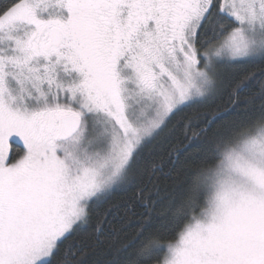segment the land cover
<instances>
[{
  "label": "snow or ice",
  "instance_id": "obj_1",
  "mask_svg": "<svg viewBox=\"0 0 264 264\" xmlns=\"http://www.w3.org/2000/svg\"><path fill=\"white\" fill-rule=\"evenodd\" d=\"M258 62L264 0H6L0 264H84L100 249L95 264H264ZM225 91L228 111L183 114ZM177 129L167 160L153 158ZM130 188L134 202L94 219ZM131 216L114 244L112 221Z\"/></svg>",
  "mask_w": 264,
  "mask_h": 264
},
{
  "label": "trees",
  "instance_id": "obj_2",
  "mask_svg": "<svg viewBox=\"0 0 264 264\" xmlns=\"http://www.w3.org/2000/svg\"><path fill=\"white\" fill-rule=\"evenodd\" d=\"M6 0H0V5L4 4ZM260 68H264V63H257L250 70L257 71ZM259 79V78H258ZM258 83L254 82L250 88L241 94V99H244L247 96L252 95L253 93L258 92ZM235 99V97H233ZM255 103L258 105L259 100L255 101ZM232 107L231 102L229 101L228 92L225 91L222 95H218L215 98H212L208 100L203 105H194L190 108L184 109V115H191L193 113H207L209 116H211L215 112H225L228 111L229 108ZM244 105H238L236 107L235 111L230 112L227 116L222 117L221 120L217 121V124L223 123L226 121L234 120L237 117L238 112L241 108H243ZM175 117H173L172 123L175 122ZM171 127V123L169 125ZM182 137L180 135V130L177 129L176 131L172 132L171 135L166 140H163L159 145H157V148L154 153L155 159L164 158L167 160L168 155V149L172 147L173 145H179ZM187 143V142H185ZM195 152L196 148L193 147L188 150L187 153H185V156L192 155L193 158H195ZM133 192L134 189H128L127 191H116L111 194V196L108 198V200L100 205L97 209H94V219H95V213L96 211L102 212L104 208L108 207L110 204L123 206L125 203H132L133 201ZM167 206V201H165L163 204L157 205V211H160L162 208ZM137 212L140 211L139 207H137ZM138 219L137 216H131L128 219L124 221L120 220H113L112 223L114 226L119 229L118 236L114 240V244L118 245L119 242L123 239H126L128 236H130L136 227V220ZM110 225L106 224L105 229L107 231V228ZM91 229H88L82 233H80V238L84 240L85 242L88 241L89 235H90ZM103 253V254H101ZM162 255V254H161ZM109 258V254L107 253L106 249H100L96 251H89L88 255L84 258V264H95L97 260L99 261H105Z\"/></svg>",
  "mask_w": 264,
  "mask_h": 264
}]
</instances>
